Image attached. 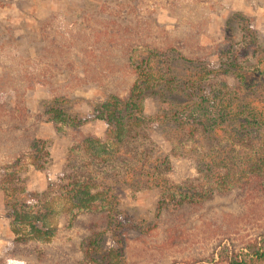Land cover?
Returning a JSON list of instances; mask_svg holds the SVG:
<instances>
[{"label": "rangeland", "instance_id": "obj_1", "mask_svg": "<svg viewBox=\"0 0 264 264\" xmlns=\"http://www.w3.org/2000/svg\"><path fill=\"white\" fill-rule=\"evenodd\" d=\"M105 25L115 32L110 48L104 46L99 32ZM48 41L52 43V52L45 54ZM72 42L82 48L83 54L76 56L79 67L72 73L67 69L59 70L51 78L52 82L41 79L42 82L36 84L43 73L39 67L49 72L47 65L59 49L67 52V56L77 49ZM54 44L59 47L55 51ZM257 44L264 47V0H0V77L8 69L9 75L34 84L15 104L28 109L35 122L31 133L45 142V150L49 151V162L43 170L35 169L29 158L18 168L26 188L41 195L49 194L46 201L53 207L48 222L54 229L52 243L48 246L50 256L35 264H202V259L228 229H234L233 235H238L236 244L241 246L242 240L264 229L263 199L245 204L219 197L206 206L197 207L193 216L183 221L173 214L160 213L163 195L152 181V185L132 188V179L118 180L119 174L106 175L103 166L93 165L98 177H105L113 184L119 209L126 220L123 231L128 236L126 254L117 257L113 248L119 232L107 230L100 235L98 232L105 224L92 220L86 212L77 216L76 209L68 210L71 204L63 197L68 186L63 176L71 173L83 180L86 175L83 163L89 158L77 144L80 133L57 128L45 115L39 116L44 114L45 104L54 94H65L73 100L74 112L90 117L97 103L111 94L125 92L137 77L136 72L147 71L146 66L155 60H160V72L165 77L177 75L179 82L180 77L189 79L188 72L193 71L195 99L213 97L219 94V89L226 91L238 84L232 73L224 71L223 62L227 65L234 59L236 67L254 69L260 48ZM222 48L224 51L220 50ZM151 50L154 53H150ZM82 69L85 71L81 72ZM173 97L180 99L178 101L186 100L183 95ZM168 101H172L170 96L160 97L149 92L142 108L145 114L154 115ZM184 107L188 108L184 113L193 108L190 104ZM144 125L145 136L136 140L141 142L138 150L148 149L152 157L168 154L175 141L186 147L193 144L184 138L177 140V130L171 124ZM107 128L105 120L90 118L81 133L104 138ZM5 133L3 131L0 138L11 139ZM14 143L13 140L4 145L0 141V183L6 165L15 157ZM194 157L195 154L193 158L172 157L168 174L176 184L200 178ZM125 163L133 165L136 159L112 162L115 168ZM110 168L107 165L105 170ZM114 211L117 214L116 208ZM238 218L242 219L240 224L236 223ZM133 224L135 229H132ZM14 226L0 186V258L19 259L17 255L30 261L28 248L14 243ZM175 228L180 230L172 238L170 231ZM96 239L104 249L87 251L85 242ZM254 262L264 264L257 259ZM204 263L208 264V258Z\"/></svg>", "mask_w": 264, "mask_h": 264}, {"label": "trees", "instance_id": "obj_2", "mask_svg": "<svg viewBox=\"0 0 264 264\" xmlns=\"http://www.w3.org/2000/svg\"><path fill=\"white\" fill-rule=\"evenodd\" d=\"M99 32L103 35L104 46H113L111 42L115 34L114 29L105 25ZM72 43L75 49L77 48L71 52L74 57L70 58V53L67 56V52L59 49L57 56L47 65L49 72L43 66L39 67L43 73L36 79V84L42 82L41 79L52 82L51 78L59 70L67 69L72 73L79 67L76 56L83 54L82 48L77 42ZM51 45L48 41L44 47L45 54L52 52ZM256 46L260 47L258 44ZM53 47V51L59 48L56 44ZM220 50L224 51V48ZM150 53H154V50ZM177 57L184 59L182 55ZM159 61L155 60L150 64L149 59L147 71L143 69L136 72L137 77L125 92L111 94L97 103L90 117L74 112L73 100L65 94H54L45 104L44 114L39 115H45L57 128L65 127L80 133L77 144L83 149V155L89 158L83 163L86 175L83 180L71 173L63 176L62 178H67L68 181L63 197L71 204L68 210L76 209L77 216L86 212L92 220L105 224L104 229L98 232L100 235L107 230L119 232L113 248L119 258L124 257L127 249L128 236L123 234L126 220L119 209L113 184L105 177H98L99 173L92 168L93 165L103 166L102 170L106 175L119 174L118 180L132 179V188H140L144 184L148 186L152 181L161 189L163 195L160 200V213L173 214L183 221L190 219L197 207L206 206L219 197L240 200L245 204L253 203L259 198L264 200V47L259 48L257 64L252 70L236 67L234 59L227 65L223 62L226 66L224 71L232 73L238 84L226 91L219 89V94L213 97L204 96L200 99H195L192 94V82L195 77L193 71L188 72L189 79L180 77L179 82L177 75L165 77L160 72ZM140 62L143 63L144 59H140ZM171 68L170 66L169 69ZM83 71L85 70L82 69L81 72ZM8 72V69H5L0 77V136L5 131L11 139L0 138V141L8 145L14 140L16 153L13 161L6 165L0 186L3 188L8 213L15 224L14 243L27 247V255L31 256L32 260L27 261L21 258L22 256L15 255L19 259L0 258V264H12L13 259L14 264H32L31 261L35 264L36 261L49 259L50 256L51 250L48 246L52 243L54 229L48 222L53 207L46 201L49 194L41 195L26 188L18 168L29 158L35 169L43 170L49 162V151L45 150V142L31 133L35 122L32 121L28 109L15 104L18 97H25L34 84L9 75ZM20 74L19 72L18 75ZM156 78L160 81H156ZM149 92L160 97L170 96L172 101L160 107L156 114L147 115L142 106ZM173 95H183L186 100L181 98L182 101H178L180 99ZM189 104L193 108L184 113V109H188L184 106ZM90 118L107 122L108 128L104 138L81 133L82 127ZM162 123L175 126L177 140L184 138L193 144L186 147L175 141L168 154L159 153L154 157L147 152L148 149L143 152L138 150L141 142L136 140L145 136V133H142L144 124L158 126ZM185 141L182 144H185ZM133 147L137 152L133 151ZM194 154L198 164L196 169L202 180L194 183L193 181L200 179L196 177L176 184L168 174L172 157L193 158ZM128 159H136V163L130 166L125 163L117 168L112 164L116 160L125 162ZM107 165L111 167L109 171L105 170ZM236 220L237 224L242 222L240 218ZM135 227L133 224L132 229ZM179 230L175 228L173 232L170 231L171 237L175 238L174 235ZM228 230L214 244L209 255L202 259V264H205L207 258L208 264H254L255 259L264 261V229L242 240V246L236 244L238 235H233L234 229ZM85 243L87 251L91 248L97 251L104 249L97 239Z\"/></svg>", "mask_w": 264, "mask_h": 264}]
</instances>
